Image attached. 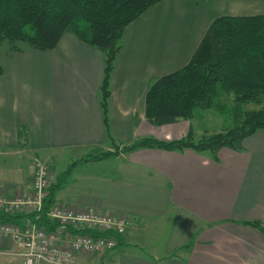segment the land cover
<instances>
[{"label": "crops", "instance_id": "0c3cea01", "mask_svg": "<svg viewBox=\"0 0 264 264\" xmlns=\"http://www.w3.org/2000/svg\"><path fill=\"white\" fill-rule=\"evenodd\" d=\"M257 15H264V0H163L131 23L110 80L109 134L100 50L72 33L47 52L0 50V161L18 159L4 186L12 163H0V193L28 194L36 159L56 170L55 184L75 162L116 150L79 164L57 190L63 207L135 223L116 236V248L78 264H264V233L249 225L264 224V130L241 149L122 152L143 139L195 136L192 120L161 127L147 120L149 88L190 62L213 21ZM0 249V264H23L17 245Z\"/></svg>", "mask_w": 264, "mask_h": 264}, {"label": "trees", "instance_id": "16d2710c", "mask_svg": "<svg viewBox=\"0 0 264 264\" xmlns=\"http://www.w3.org/2000/svg\"><path fill=\"white\" fill-rule=\"evenodd\" d=\"M163 0H0V46L11 51L29 49L54 50L66 33L78 36L104 55V78L100 102L108 130L110 80L115 62L123 46L125 29L150 8ZM233 96L236 103V126L223 133L206 135L195 141L190 132L179 141L143 139L125 146L123 153L141 148L163 150L193 149L198 152L218 151L223 147L241 149L242 141L264 130V15L222 16L212 22L190 62L181 70L156 80L146 95V118L156 127L192 120L198 109L216 106L221 94ZM244 104L256 109L242 110ZM20 131V139L23 140ZM112 139V138H111ZM103 152L75 162L50 188L44 211L35 220L49 232L59 224L47 217L55 205L57 190L67 183L76 167L89 161H99L115 155ZM23 214L0 212L1 224L21 225ZM250 226L264 233V224ZM94 232V235H97ZM115 237L113 232L101 234Z\"/></svg>", "mask_w": 264, "mask_h": 264}, {"label": "built area", "instance_id": "2783aa9c", "mask_svg": "<svg viewBox=\"0 0 264 264\" xmlns=\"http://www.w3.org/2000/svg\"><path fill=\"white\" fill-rule=\"evenodd\" d=\"M31 190L26 195L7 198L0 193V212L26 216L21 225L0 223V244L9 250L19 247L23 264H78L83 256L102 255L116 248L115 237H103L105 232L123 235L135 223L127 215L108 213L97 209L72 210L56 204L47 211V217L59 224L49 232L35 220L44 211V204L52 186L50 168L41 160L33 164ZM97 232V235H94ZM4 253L0 249V254Z\"/></svg>", "mask_w": 264, "mask_h": 264}, {"label": "rangeland", "instance_id": "374dc122", "mask_svg": "<svg viewBox=\"0 0 264 264\" xmlns=\"http://www.w3.org/2000/svg\"><path fill=\"white\" fill-rule=\"evenodd\" d=\"M0 50L2 51V50H10V49L7 46V44H2L0 46ZM256 108L257 106L254 104H244L242 106L243 111L256 109ZM236 114H237V108H236V103L233 100V96H226L224 93L221 94L220 97L218 96V99H216L215 108L208 110H203V109L196 110L194 113V117L191 121L195 133L194 136L195 141L197 142L202 140L203 137H206V135L223 133L226 132L227 130L233 129L236 126ZM115 152L117 151L115 150ZM118 152L120 151L118 150ZM16 161H18L17 158H12V160L6 159L5 161H0L2 165L3 163H5L3 167H7L10 163H12L11 168L9 169L5 168L6 177L3 176V178L4 177L5 178L1 180L3 182L1 183L2 185L4 183L6 184V182L12 179V176L14 174L12 169L14 166H16ZM30 164H31V155H28L26 159V166H28V169L30 168L29 167ZM51 170L54 173H56V170L54 168H51ZM51 170H50V174H51V182H52L54 181V178L52 176Z\"/></svg>", "mask_w": 264, "mask_h": 264}]
</instances>
